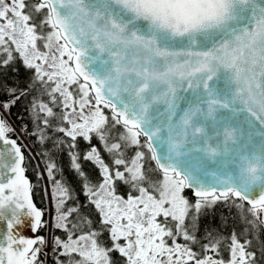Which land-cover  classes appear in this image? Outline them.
<instances>
[{
	"label": "snow or ice",
	"instance_id": "obj_1",
	"mask_svg": "<svg viewBox=\"0 0 264 264\" xmlns=\"http://www.w3.org/2000/svg\"><path fill=\"white\" fill-rule=\"evenodd\" d=\"M0 264H264V0H0Z\"/></svg>",
	"mask_w": 264,
	"mask_h": 264
},
{
	"label": "trees",
	"instance_id": "obj_2",
	"mask_svg": "<svg viewBox=\"0 0 264 264\" xmlns=\"http://www.w3.org/2000/svg\"><path fill=\"white\" fill-rule=\"evenodd\" d=\"M21 79H23V74L21 75ZM22 111V109H19ZM13 116H12V119L13 120H16V116H15V113L18 111V109H13ZM25 119H27V116H25ZM17 123H19V121H17ZM30 142V141H29ZM40 149L37 147L36 148V151H39ZM69 179H71V177L69 176ZM44 188V183L41 182L40 185H38L37 187V192H38V195L34 198L35 199V202L37 204L38 207L40 208H47V198L44 197V193L42 191V189ZM120 192V190H119ZM229 223H231V221H229ZM41 234H45L43 231L41 232Z\"/></svg>",
	"mask_w": 264,
	"mask_h": 264
},
{
	"label": "flooded vegetation",
	"instance_id": "obj_3",
	"mask_svg": "<svg viewBox=\"0 0 264 264\" xmlns=\"http://www.w3.org/2000/svg\"><path fill=\"white\" fill-rule=\"evenodd\" d=\"M119 190H120V194H123L126 191V189L123 187L120 188ZM221 213H224L225 215H227L228 213L227 208H224L222 206H217V209H216L217 220L213 221V223H219V219L221 218ZM204 223H207V221L206 220L202 221V226Z\"/></svg>",
	"mask_w": 264,
	"mask_h": 264
},
{
	"label": "water",
	"instance_id": "obj_4",
	"mask_svg": "<svg viewBox=\"0 0 264 264\" xmlns=\"http://www.w3.org/2000/svg\"><path fill=\"white\" fill-rule=\"evenodd\" d=\"M97 68H98V70H99V66H98V65H97ZM28 235L31 236V233H28Z\"/></svg>",
	"mask_w": 264,
	"mask_h": 264
},
{
	"label": "rangeland",
	"instance_id": "obj_5",
	"mask_svg": "<svg viewBox=\"0 0 264 264\" xmlns=\"http://www.w3.org/2000/svg\"><path fill=\"white\" fill-rule=\"evenodd\" d=\"M47 207H48V200H47Z\"/></svg>",
	"mask_w": 264,
	"mask_h": 264
}]
</instances>
